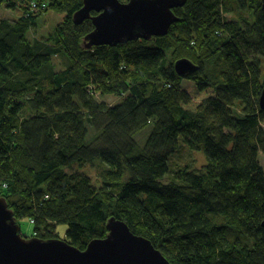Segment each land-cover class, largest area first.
Segmentation results:
<instances>
[{
	"label": "trees",
	"instance_id": "1",
	"mask_svg": "<svg viewBox=\"0 0 264 264\" xmlns=\"http://www.w3.org/2000/svg\"><path fill=\"white\" fill-rule=\"evenodd\" d=\"M235 2L249 21L225 17L229 0H186L163 36L86 48L93 25L73 22L83 0H0L19 13L0 19V196L17 221L32 220V236L60 238L64 224L65 240L85 249L113 216L171 264H264V8ZM47 12L62 19L29 39ZM181 58L196 69L179 75ZM219 59L225 69L211 71ZM179 136L205 165L163 183ZM95 159L107 166L100 189L64 170Z\"/></svg>",
	"mask_w": 264,
	"mask_h": 264
},
{
	"label": "water",
	"instance_id": "2",
	"mask_svg": "<svg viewBox=\"0 0 264 264\" xmlns=\"http://www.w3.org/2000/svg\"><path fill=\"white\" fill-rule=\"evenodd\" d=\"M185 2L83 0L82 7L73 14V22L91 21L93 29L83 38L86 48L112 47L167 34L171 24L179 19L173 9ZM261 4L264 8V0ZM174 67L179 75L196 69L185 58L176 60ZM258 103L264 109V88ZM106 229L105 237L91 239L85 249L62 238L25 237L5 198L0 196V264H171L149 239L133 233L124 221L112 216L106 221Z\"/></svg>",
	"mask_w": 264,
	"mask_h": 264
},
{
	"label": "rangeland",
	"instance_id": "3",
	"mask_svg": "<svg viewBox=\"0 0 264 264\" xmlns=\"http://www.w3.org/2000/svg\"><path fill=\"white\" fill-rule=\"evenodd\" d=\"M230 10L228 13L225 14V17H227L228 20L239 18L240 16H244L249 21L248 12L247 11H239L236 7L235 0H229ZM19 15L17 10L10 9L6 7L5 5H0V19H8L13 20L17 18ZM62 19V15L58 13L53 12H47L46 14H43L41 18L37 22V29H32L28 32L27 37L29 39L31 38H44L47 37L52 31L55 26L60 20ZM258 58V57H257ZM262 60V74H264V58H261ZM54 69L59 70L63 68L65 65L64 63H58L56 59H54ZM64 64V65H63ZM209 68L213 72H220L225 69V65H223L222 60L219 59L217 61H212L209 63ZM191 82L184 80L182 83V88H188L190 86ZM95 98L98 101H104L107 104L113 105L119 102L121 99L119 96L116 95H110V94H101L100 92L95 94ZM264 125V122H263ZM152 128V124H148L143 129L138 131L135 134V139L138 142L139 145H144L149 132ZM205 156L201 151L191 150L187 147V145L182 140V136H179L177 145L175 147V151L169 156L167 167L168 171L162 178V182L166 183L172 180H175L174 173L177 172L180 169H188V170H197L201 171L203 169V166L205 165ZM259 162L263 168L264 171V154L260 152L259 154ZM64 170L67 173H80L83 175H86L91 180L92 185L96 189H100L101 184L104 180V173L107 170V166L104 165L102 162H100L98 159L83 162L81 164L73 163L67 167H64ZM218 221V219H216ZM20 225L21 233L26 237H32L33 232V226H32V220L27 218H22L18 220ZM65 230L66 226L64 224H58L55 226V232L60 238L65 239ZM235 230V231H234ZM239 231L236 229L229 230L228 237L231 240H238L242 243H252V239L245 234L238 233Z\"/></svg>",
	"mask_w": 264,
	"mask_h": 264
},
{
	"label": "built area",
	"instance_id": "4",
	"mask_svg": "<svg viewBox=\"0 0 264 264\" xmlns=\"http://www.w3.org/2000/svg\"><path fill=\"white\" fill-rule=\"evenodd\" d=\"M33 6L35 7V6H36V4H33Z\"/></svg>",
	"mask_w": 264,
	"mask_h": 264
}]
</instances>
